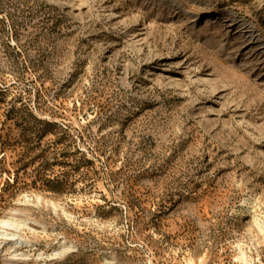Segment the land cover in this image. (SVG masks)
Instances as JSON below:
<instances>
[{
    "label": "rangeland",
    "instance_id": "374dc122",
    "mask_svg": "<svg viewBox=\"0 0 264 264\" xmlns=\"http://www.w3.org/2000/svg\"><path fill=\"white\" fill-rule=\"evenodd\" d=\"M5 220L0 264H264V0H0Z\"/></svg>",
    "mask_w": 264,
    "mask_h": 264
},
{
    "label": "bare ground",
    "instance_id": "6f19581e",
    "mask_svg": "<svg viewBox=\"0 0 264 264\" xmlns=\"http://www.w3.org/2000/svg\"><path fill=\"white\" fill-rule=\"evenodd\" d=\"M52 2H54L55 0H51ZM57 1H61V0H57ZM0 223L3 226H11L10 221H0ZM3 245V243L0 244V246ZM4 247H7V244L4 245ZM20 247V242H13L9 247H8V251H13L16 252L17 249Z\"/></svg>",
    "mask_w": 264,
    "mask_h": 264
}]
</instances>
